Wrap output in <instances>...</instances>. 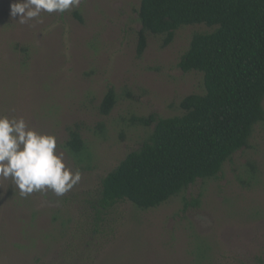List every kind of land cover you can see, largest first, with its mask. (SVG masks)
Instances as JSON below:
<instances>
[{
	"label": "rangeland",
	"instance_id": "obj_1",
	"mask_svg": "<svg viewBox=\"0 0 264 264\" xmlns=\"http://www.w3.org/2000/svg\"><path fill=\"white\" fill-rule=\"evenodd\" d=\"M13 2L0 0V113L54 134L82 179L63 196H21L0 178V264H264V121L217 178L154 208L95 206L103 178L153 130L134 118L181 114L184 97L205 91L203 73L179 62L211 28L182 26L167 45L149 33L139 54L141 0H81L26 24L11 17ZM110 87L117 101L105 114ZM72 128L86 144L79 156L66 146Z\"/></svg>",
	"mask_w": 264,
	"mask_h": 264
},
{
	"label": "trees",
	"instance_id": "obj_2",
	"mask_svg": "<svg viewBox=\"0 0 264 264\" xmlns=\"http://www.w3.org/2000/svg\"><path fill=\"white\" fill-rule=\"evenodd\" d=\"M139 19V54L149 33L164 35L167 45L182 26L211 28L193 34L179 62L185 72L203 73L205 91L184 97L181 114L134 118L153 130L103 178L99 212L120 201L154 208L200 178H217L264 121V0H141ZM116 101L110 87L102 112L110 113ZM66 146L75 156L85 151L79 128L70 130Z\"/></svg>",
	"mask_w": 264,
	"mask_h": 264
},
{
	"label": "clouds",
	"instance_id": "obj_3",
	"mask_svg": "<svg viewBox=\"0 0 264 264\" xmlns=\"http://www.w3.org/2000/svg\"><path fill=\"white\" fill-rule=\"evenodd\" d=\"M80 4L81 0H15L10 15L19 16L21 24L40 22L44 12L65 13ZM0 178L11 179L21 196L46 189L63 196L81 181L82 174L68 165L54 134L30 126L23 116L0 113Z\"/></svg>",
	"mask_w": 264,
	"mask_h": 264
}]
</instances>
